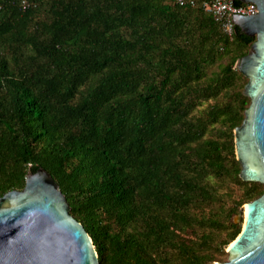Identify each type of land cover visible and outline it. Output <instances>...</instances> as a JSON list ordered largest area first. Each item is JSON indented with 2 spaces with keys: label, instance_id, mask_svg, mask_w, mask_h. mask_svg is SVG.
Here are the masks:
<instances>
[{
  "label": "trees",
  "instance_id": "obj_1",
  "mask_svg": "<svg viewBox=\"0 0 264 264\" xmlns=\"http://www.w3.org/2000/svg\"><path fill=\"white\" fill-rule=\"evenodd\" d=\"M254 41L176 0H0V196L43 167L100 264L226 261L264 192L234 140Z\"/></svg>",
  "mask_w": 264,
  "mask_h": 264
},
{
  "label": "water",
  "instance_id": "obj_2",
  "mask_svg": "<svg viewBox=\"0 0 264 264\" xmlns=\"http://www.w3.org/2000/svg\"><path fill=\"white\" fill-rule=\"evenodd\" d=\"M239 1L255 3L258 12L233 15L241 31L255 37L235 64L248 78L243 93L251 100L234 129L235 151L241 179L264 184V0ZM245 205L227 260L213 264H264V192ZM0 264H100L91 235L43 167L28 171L22 189L0 196Z\"/></svg>",
  "mask_w": 264,
  "mask_h": 264
},
{
  "label": "built area",
  "instance_id": "obj_3",
  "mask_svg": "<svg viewBox=\"0 0 264 264\" xmlns=\"http://www.w3.org/2000/svg\"><path fill=\"white\" fill-rule=\"evenodd\" d=\"M179 5H190L192 7H201L205 12L209 13L213 19L219 24L222 32L232 39L235 33L236 23L234 13L241 15H249L257 13V5L252 2H246L241 5H235L233 0H176ZM24 7L28 5L27 1H23Z\"/></svg>",
  "mask_w": 264,
  "mask_h": 264
},
{
  "label": "rangeland",
  "instance_id": "obj_4",
  "mask_svg": "<svg viewBox=\"0 0 264 264\" xmlns=\"http://www.w3.org/2000/svg\"><path fill=\"white\" fill-rule=\"evenodd\" d=\"M246 204V203H245ZM245 204L239 208V212L233 216V220L237 223H241L243 225L244 223V212L243 210L245 207ZM227 250V249H226Z\"/></svg>",
  "mask_w": 264,
  "mask_h": 264
},
{
  "label": "bare ground",
  "instance_id": "obj_5",
  "mask_svg": "<svg viewBox=\"0 0 264 264\" xmlns=\"http://www.w3.org/2000/svg\"><path fill=\"white\" fill-rule=\"evenodd\" d=\"M245 209H246V205H245Z\"/></svg>",
  "mask_w": 264,
  "mask_h": 264
}]
</instances>
